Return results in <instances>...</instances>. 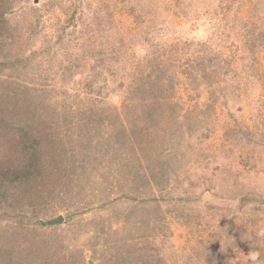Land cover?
<instances>
[{
	"label": "rangeland",
	"instance_id": "374dc122",
	"mask_svg": "<svg viewBox=\"0 0 264 264\" xmlns=\"http://www.w3.org/2000/svg\"><path fill=\"white\" fill-rule=\"evenodd\" d=\"M129 155L167 161L156 202L113 201ZM191 158L217 185L184 202ZM29 167L35 209L0 198V264H264V0H0V172Z\"/></svg>",
	"mask_w": 264,
	"mask_h": 264
},
{
	"label": "trees",
	"instance_id": "16d2710c",
	"mask_svg": "<svg viewBox=\"0 0 264 264\" xmlns=\"http://www.w3.org/2000/svg\"><path fill=\"white\" fill-rule=\"evenodd\" d=\"M78 19H79V17L77 18V20ZM75 21H76V19L74 18L72 23H74ZM223 63H224V61H223ZM148 76H150V75H148ZM88 78H89V80H88L89 82H88L87 87L90 89H94L95 85L99 81V76L97 77L95 75H92V76H89ZM121 85L124 87V83H121ZM149 87L150 86L147 85V83H144L143 81L142 82L137 81L131 90L129 89L131 87H128V89H129L127 92L128 99H126V100H128L127 103L131 102L133 105H137V106H141V107L142 106L146 107L147 103H152V100H153L152 99V97H153L152 96V87L151 88H149ZM91 92L97 93L96 91H91ZM95 96H97V94L93 95V98ZM92 100L94 103L97 102L96 99H92ZM146 114L150 119L147 123V124H149L148 127H150V125H153V122L151 121L149 113H146ZM31 126H33V125H31L30 123H27L25 125L24 122H20V125H18L19 129L24 130V135H27L26 128H28V127L31 128ZM141 135L142 134H140V137H141ZM24 141H27V137L24 139ZM117 141H120V140H117ZM197 141H198V139H197ZM141 142L143 144L144 141L141 139ZM138 143H139V141H138ZM120 144H121L120 147L122 149H124V151L132 150L134 147V145L130 141V139L129 140L123 139L122 142L120 141ZM164 155L165 154H163V156ZM150 156H151V154H147L146 159L149 158ZM56 157L58 158V155H56ZM122 157L124 158V156H122ZM35 160L37 161V159H35ZM52 160L55 161L57 159L52 158ZM125 160L127 162L126 164L131 165L130 170L125 172V175H124L125 181L127 182V184H132V185L129 186L130 189H128V190H125V189L118 190V194L113 198V201H119L122 199V200H130V201H135V202L141 201L145 204L147 202H152V201L156 202L157 200H159L155 197H152L153 194L151 193V188H150L151 186H150L149 180L151 178V180L154 181L155 179L157 180L160 178V177H157L156 171L161 172V170L166 165L165 163L167 161H161V163H156L153 167H151V165H148L149 171L147 172V171L141 170L142 167L139 166V164H137L135 162V158L132 155L131 156L129 155V157H126ZM190 160L193 161L195 165L192 167V170H190L191 171L190 174L184 175V183H185L184 184V202H187L189 200V198L194 197V195L198 196V194H197L198 192H202V193L204 192V194L207 193L206 191H208V190L205 189L204 191H202L200 188L203 185L205 186L206 183H210L211 182L210 179H212V181H214V184L217 185V180H216L217 175L216 174L215 175H208V174L201 175V174H199L200 165H196L199 163L197 162V160H195L193 158H191ZM147 161H148V159H147ZM148 162L153 163L155 161L153 160L151 162L150 161H148ZM33 164L35 165L34 162H33ZM33 164H32V166H34ZM139 167H140V169H139ZM32 170L33 169L29 167V168H25L22 170L10 169V171H8V172L7 171L6 172L1 171L0 172V198L8 199V195H9L13 199L16 200V198L19 197L18 198L19 206L23 205L24 207H26L27 210L29 209V207H33L35 209L33 204L29 205V202L25 200V195H27L26 194L27 193L26 186L36 185L38 187L37 181L41 177L40 170H37L35 167H34L35 171L34 170L32 171ZM220 171H222V170L217 169L215 171V173H218ZM175 179L179 180V179H177V177ZM193 181L197 182V184H194ZM178 185L182 186V182L180 181V183ZM140 186L146 187V189H145L146 193L144 195H143V193L140 192V189H139ZM161 191H162V189H161ZM189 192L192 194L190 195ZM139 197L141 199L138 200ZM22 211H24V210H22ZM16 218L19 219L17 216H16ZM33 219L34 218L31 217V219L28 223H27V221L25 222L24 220H21V223H20L21 227L32 229V228H38V227L43 228L46 225V222L44 220L34 221ZM29 225H31V226H29ZM33 226H35V227H33Z\"/></svg>",
	"mask_w": 264,
	"mask_h": 264
},
{
	"label": "clouds",
	"instance_id": "9594fccd",
	"mask_svg": "<svg viewBox=\"0 0 264 264\" xmlns=\"http://www.w3.org/2000/svg\"><path fill=\"white\" fill-rule=\"evenodd\" d=\"M258 258H259V253H256V252L248 253V259L251 262V264H257Z\"/></svg>",
	"mask_w": 264,
	"mask_h": 264
},
{
	"label": "water",
	"instance_id": "95a60500",
	"mask_svg": "<svg viewBox=\"0 0 264 264\" xmlns=\"http://www.w3.org/2000/svg\"><path fill=\"white\" fill-rule=\"evenodd\" d=\"M63 221H64V218L62 216H59L58 218L51 220L49 224L50 225H60L63 223Z\"/></svg>",
	"mask_w": 264,
	"mask_h": 264
}]
</instances>
